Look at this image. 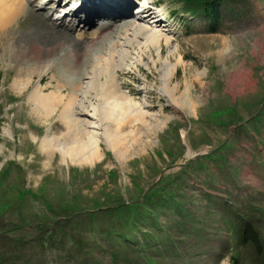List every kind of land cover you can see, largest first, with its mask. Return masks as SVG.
<instances>
[{
  "label": "rangeland",
  "instance_id": "374dc122",
  "mask_svg": "<svg viewBox=\"0 0 264 264\" xmlns=\"http://www.w3.org/2000/svg\"><path fill=\"white\" fill-rule=\"evenodd\" d=\"M129 1L133 9L146 1L148 12L154 4L161 9L169 45L161 42L158 52L141 40L126 55L117 45L112 60L115 28L101 47L80 56L79 73L62 49L27 70L28 58L18 66L14 51L2 56L0 48V264H264V0H222L215 25L200 9L182 16L184 6L175 0ZM59 3L29 0L28 12L0 22V33L12 32L27 47L34 39L26 34L43 16L54 31L78 38L70 28L80 24L79 31L81 20L68 22L71 12L65 15ZM59 35L41 44L56 46ZM79 43L75 52H85ZM166 60L177 64L169 90L178 87L184 108L164 92ZM112 65H120L112 88L148 107L153 132L140 128L123 157L100 138L101 160L65 163L61 149L72 129L62 111L69 96L83 98L87 84L97 83L93 71ZM41 86L61 101L46 107L28 98ZM88 92L96 104L94 90ZM87 111L79 117L88 118L91 106ZM42 139L51 140L50 152L40 149ZM136 200L145 204L135 209L139 226L128 215ZM247 221L261 253L239 239Z\"/></svg>",
  "mask_w": 264,
  "mask_h": 264
},
{
  "label": "bare ground",
  "instance_id": "6f19581e",
  "mask_svg": "<svg viewBox=\"0 0 264 264\" xmlns=\"http://www.w3.org/2000/svg\"><path fill=\"white\" fill-rule=\"evenodd\" d=\"M58 2H61V0H58ZM148 5L149 2L146 1L143 2L140 7H138L143 9L139 14L141 15V22L143 25L136 26L139 21L134 17L135 20L131 22L128 21V23L125 25L118 26L117 22L120 21V19H125L124 17L131 13L133 15L135 14V12L131 10L132 4L129 0H82V3L78 4V6L76 1L75 4L69 8L66 7L67 9H65V15H67L68 12H71V15L68 14L70 15L71 21L75 20L77 22L81 20L80 23L82 24V27L79 29V31L77 30L80 27V24H77L76 26L74 25L75 27L70 28L71 31H75L76 33L78 32L77 35L79 36L76 39L73 38V42L71 41L70 36L61 34L62 31H54V28L52 29L50 24H48L47 18L41 16V19H38L35 23V26L26 34L28 38L34 39L33 42L28 44L27 47L20 46L18 44L19 37L12 36V32L10 33L9 31H4L3 33H0V48L3 51L2 56L5 53L7 54V52L14 51L15 59L12 58L14 59V62L20 66L21 62L28 58L27 70H30L37 65L41 68L42 65L39 64H45V62H49L48 59L51 58V52L53 50L62 49L65 50V57L70 58L69 61L73 64L70 70L74 71L72 69H76V66H78L77 73H79V71L82 72L81 69L83 68L78 64V62L81 61L80 56L90 52L96 45H100L101 47L103 44L102 42L112 36L111 32L108 34L107 32L112 31L115 28V34L112 36V39L114 38L115 40L113 44L110 41V45H112L109 47L110 51L108 53L110 59L113 60V52L117 45L122 48L123 53L126 55L128 52H130L128 49L134 45L133 43L136 42L137 44L141 40L152 46H155V49H157L159 52V49L161 48V42H163L164 45H169L171 43V36L167 30L161 28L162 22L160 18H151L153 12H148ZM5 7H7L8 12L1 13V16H3L5 19L0 17V22L9 20L10 18L19 17L23 13L28 12L29 0H6ZM58 10L59 12H62L63 8ZM88 14H90V16H88ZM156 16H158L157 12ZM98 19H100V21L110 19V21L105 23L103 21V23L98 28H96L94 32H87L95 20ZM102 33L104 34L103 37L101 36ZM58 35L61 39L58 45H56L57 47L54 44V46L52 45L49 47L41 44L43 40H46L50 36ZM80 41L82 44H86V50L85 52L80 51L81 53H78V51L75 52V47L80 44ZM180 61L181 58L178 60V63H180ZM105 63L109 65L106 61ZM161 64L163 69L162 74L164 92L167 93L168 99L174 105L178 106L179 108H184L186 106L185 103L180 102L175 97L178 87H176L174 90L171 88L169 90L171 78L174 75L177 64H172L168 60L162 61ZM118 67H120V65H112L110 69L107 67V69H101L98 70V72L93 71V79H95L97 83H94L93 85L91 83L87 84L86 90L82 92L83 98L80 100L76 99L78 98V96H76L78 95L77 93H72L69 96L68 103L65 105V109H63V111L62 109L60 110L65 114L64 120L67 121V125L69 124L70 129H72V131H70L72 134L65 137V145L63 144L65 148L63 147L64 149H61V157L65 163L70 161L71 163L74 162L78 165L89 164L90 166L94 162L101 160L100 138H103L107 147L120 157L122 156L121 154L123 150L126 151L127 148H130L129 141L135 138L137 135L136 132H138L140 128L148 130V134L153 132L150 119L155 115L150 113L149 109H147L148 107L142 106L138 102H135L133 99L127 97L125 94L120 93V90H117L114 85L112 88L111 81L115 80L116 76L114 77V75L117 73L116 69ZM74 72H76V70ZM106 73L110 74V81L109 79H105L106 81L100 82L99 77L103 76L104 74L106 76ZM91 89L94 90L93 97L97 101L96 104H92V100L90 98L87 99V93H89L88 91ZM43 91V86H41L40 89L34 88L31 93H29L30 97L28 98H31L37 102V105L39 103L41 106L46 107L51 101H61V96L59 97V95L55 94L44 95ZM184 99L186 104L189 101L190 104L193 105V100L191 97L190 99L189 97ZM77 106L79 108H77ZM89 106H91L92 112L91 114L87 115L88 118L79 117V115L88 113L87 108ZM53 109L54 108L50 110L52 111ZM55 109H57V105ZM104 115L105 120L107 118L109 119H107L106 122L105 120H102L105 122V124L101 121V117ZM131 125L133 128L129 127ZM6 132L9 133L8 130H6ZM59 145L61 144L59 143ZM52 147L53 146L51 145L50 139H42L40 141L41 150L50 152ZM50 155L51 153L46 154V159L48 162Z\"/></svg>",
  "mask_w": 264,
  "mask_h": 264
},
{
  "label": "trees",
  "instance_id": "16d2710c",
  "mask_svg": "<svg viewBox=\"0 0 264 264\" xmlns=\"http://www.w3.org/2000/svg\"><path fill=\"white\" fill-rule=\"evenodd\" d=\"M175 1L177 3H181L184 6V8L180 9L179 13H182V14L189 13V14L195 15L197 13L196 11L200 9L202 11V14H200L199 16L203 15L202 17H205V16L208 17V19H210L214 25L217 24L218 21L220 20L222 0H175ZM151 193H152V190H150V193H147V194L150 195ZM123 204L125 203L119 204L117 206L118 209L122 207ZM143 207L145 208V204L140 202L139 200L132 202L128 206L129 208L128 215H129V218L131 219L130 222L132 223V225L139 226L140 222H137L139 216L135 212L136 211L135 209L143 208ZM136 214L138 217L136 216ZM143 226L144 224H141L142 229H143ZM239 239L243 244L251 243L255 247V249H257L258 252L260 253L262 252V244L259 238V234L249 221L244 222L242 224L241 229H240Z\"/></svg>",
  "mask_w": 264,
  "mask_h": 264
}]
</instances>
